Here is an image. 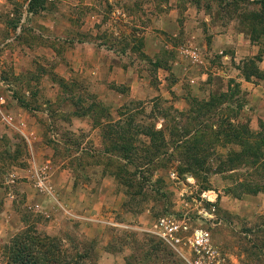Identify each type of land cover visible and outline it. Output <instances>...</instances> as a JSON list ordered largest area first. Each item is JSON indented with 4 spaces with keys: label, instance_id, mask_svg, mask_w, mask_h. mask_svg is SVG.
<instances>
[{
    "label": "rangeland",
    "instance_id": "374dc122",
    "mask_svg": "<svg viewBox=\"0 0 264 264\" xmlns=\"http://www.w3.org/2000/svg\"><path fill=\"white\" fill-rule=\"evenodd\" d=\"M216 21L225 28L235 25L247 37L251 56L246 68L259 75L264 67V0H0V135L8 139L0 140V181L15 180L6 184L7 192L17 193L26 225L17 237L30 233L27 249L0 241V264H23L18 250L35 255V264H264V195L254 192L264 186V170L240 166L241 160L229 152L239 148L226 138L229 117L237 115L224 113L225 104L245 101L239 83L219 78L193 83V74L213 69L210 64L201 68L204 61L222 66L203 47L226 32L215 29ZM87 27L88 36L82 34ZM86 40L106 48L98 63L105 71L102 81L81 73V62H70L71 55L81 54L75 44ZM161 44L165 50L160 56ZM253 46L258 54L253 55ZM113 49L115 54L130 52L131 60H117ZM192 52L198 53L197 60ZM91 65L95 70L96 64ZM129 66H135L148 89L141 98L130 99L128 83L117 78V68ZM164 70L169 72L168 90L175 77L185 76L181 86L188 96L172 89L175 97L165 93ZM227 85L230 94L224 92ZM41 109L61 125L56 129L63 135L54 140L44 118L37 126L29 124L41 138L33 152L16 118H41ZM75 116H86L89 127L71 130L79 125ZM104 120L116 121L117 128H109L111 135L101 141V130L90 126ZM36 148L38 172L35 165L32 169ZM48 160L72 166L68 178L56 175L61 183H75L72 210L57 201L58 179L42 170ZM233 167H238L235 172ZM171 172L195 177L197 188L188 190V205ZM43 176L47 188L39 185ZM207 190L217 192L219 200L213 214H206L211 210L205 205L200 219L194 198ZM32 191L42 201L29 202ZM245 191L249 195L239 200L233 196ZM185 213L191 230L180 246L153 233L157 218L182 220ZM78 216H87L85 224ZM197 227L210 234L206 249L191 242ZM39 244L50 252L48 258L34 249Z\"/></svg>",
    "mask_w": 264,
    "mask_h": 264
},
{
    "label": "crops",
    "instance_id": "0c3cea01",
    "mask_svg": "<svg viewBox=\"0 0 264 264\" xmlns=\"http://www.w3.org/2000/svg\"><path fill=\"white\" fill-rule=\"evenodd\" d=\"M211 19L209 18V22ZM213 22H210L209 24H212ZM216 24L215 29H224L226 32L219 34L215 37L212 44L206 43L203 47L207 49L208 55L207 57L210 58H220L221 60V67H216L212 63V61H204V66L201 68L208 69L209 67H213V69L208 70L206 72L200 71L198 74L191 73L190 75H196L195 79H193V83L197 84L196 79H201L202 81L210 80L211 78H219L224 83L232 82L236 80L239 83V96L243 97L245 101L240 105H233L231 102L226 103L224 106V113L229 112L231 114L232 111L236 112V117L233 118V116H230L228 121V133L226 135V138L228 137V140L230 141L229 145L237 146L239 148L238 151H235L233 149H229V152H231L232 156L238 158L241 160L240 166L246 168L248 171L251 170H264V67H262L261 71L259 70V75L249 74L247 64L249 62V50L248 46H246V43H248L247 37L242 34L238 33L235 30V25L230 24H224L221 21L214 22ZM50 26V25H48ZM52 30L54 28L52 27ZM89 27L87 29H84L82 31V34H85L86 36L89 35ZM219 31V30H217ZM120 33L117 30L113 31V35L117 37ZM250 43V42H249ZM75 45L78 46L81 54L76 56H70V62L77 60L78 62H81L83 64V67L81 66L80 70L81 73H85L86 76L89 74H93L95 76L96 81H102L105 76V71L102 65H98V63H101L102 58L105 54V46L96 43L94 44L91 41H81L79 43H76ZM164 45H160L159 47V53L160 56L164 52L165 49H163ZM253 49L256 50V52L253 54H258L259 48L256 46H253ZM113 49V56L114 58L121 62L129 61L131 60L129 57L130 52L123 53V54H115ZM220 53V56L218 57V54ZM251 56V54H250ZM208 61V62H207ZM95 63L96 68L95 70L91 68V64ZM174 64V62H172ZM175 64H178L175 63ZM210 64V65H209ZM209 65V67H208ZM166 67V66H162ZM161 67V69H162ZM170 69V68H169ZM76 70V69H75ZM118 71V79L122 82H127L129 86V98H137L142 97L143 94L147 95L148 89H146L145 84L140 83V74L136 72L135 66H129L127 69H122ZM165 77H164V85L167 88V91H165L166 94L175 97V94L171 92V89L175 91L177 94H185L187 93L182 88L181 84L184 80L183 77H175L177 82H175V86L173 88L169 89L170 82L168 81V70H164ZM116 79V78H115ZM143 85V86H142ZM209 87V86H208ZM235 87V85H233ZM101 92H106V86H101ZM146 89V90H145ZM237 89V88H236ZM116 91V92H115ZM118 90H109V93H117ZM226 94H230L232 92L230 86L227 85L226 90H224ZM122 97L123 94H120ZM238 97V96H237ZM187 98V97H186ZM186 98H183V101H186ZM128 99V98H127ZM126 99V100H127ZM190 105V104H189ZM114 106L116 108H124L122 107L123 104H117L114 103ZM188 107V105H187ZM101 110L104 109L102 108ZM129 111V110H128ZM60 112V111H59ZM39 116H34L33 118L28 121V118L26 116L18 115L19 117L16 118V121L22 125L18 126V128L21 130V134L24 136L26 141L29 144V147L33 150H35V146L37 142H41V138L38 136V132L36 131V128L30 127L29 124H35L37 122H42V118L49 122L50 124V136L56 141H60L62 139V135L60 131H58L56 128L59 125V123L53 119L50 115H48L49 111L41 109L39 112H37ZM235 116V115H234ZM84 117V118H83ZM120 117V116H119ZM88 118L86 116H75V120H78L79 125L75 126L73 129L74 132L80 131L83 126L88 125ZM116 122V121H115ZM112 121H98L94 122L91 128H95L94 131H100L101 134L98 139H101V141L106 140L105 137L107 135H111V133L107 132L109 128L117 126L116 123ZM19 124V125H20ZM56 125V126H55ZM114 125V126H113ZM37 126V125H36ZM65 126L70 127V124H65ZM217 127V125H215ZM22 127V128H20ZM117 128V127H114ZM18 130V129H17ZM115 136V135H112ZM0 140H5L7 142V137H4L0 135ZM87 140H90L88 138ZM43 153L46 152L42 150ZM6 150H4V153ZM39 148H36L35 156H33V166L35 165V169L38 172L39 165ZM81 155V152H78V156ZM1 159V158H0ZM35 161V162H34ZM65 163L62 165H57L55 163V160H48L47 163L43 164L42 170H48L52 175H54V181L55 179H58L59 183L57 184V181L54 182V184L58 198V203L62 204L64 207L68 208L69 210H72L73 204V197L72 192L74 191L75 183L74 181H69L68 179L61 183L59 176L66 177L71 173L72 166H64ZM239 166V167H240ZM2 168V162L0 160V169ZM238 167H233L231 171H234ZM56 175H59L58 177ZM68 178V176H67ZM10 182H15V180H7L6 182L0 181V241L5 243H10L12 246V240L17 237V235L20 233V231H24V228H26L25 221L22 219L21 215L19 214V208H18V197L16 194H10L7 192V186L6 184H9ZM261 182L264 183V177L261 178ZM61 186V187H60ZM61 189H64L65 192L62 194ZM82 189V188H81ZM85 189L83 186L82 191ZM254 192L257 195H264V186H261L260 188H256ZM62 195H64L62 197ZM69 195V196H68ZM244 195H249L248 191L244 192L243 195H233L236 199H241L244 197ZM28 201H42V199L38 200L35 198L34 191L30 195H28ZM89 203L87 202V205ZM90 212V211H89ZM87 216H78V218L81 219V223L85 224ZM83 219V220H82Z\"/></svg>",
    "mask_w": 264,
    "mask_h": 264
},
{
    "label": "built area",
    "instance_id": "2783aa9c",
    "mask_svg": "<svg viewBox=\"0 0 264 264\" xmlns=\"http://www.w3.org/2000/svg\"><path fill=\"white\" fill-rule=\"evenodd\" d=\"M191 58L194 60H197L199 58L198 53L192 52ZM0 114H2V109L0 108ZM3 120L8 122L9 124H13V118L3 116ZM171 180L178 186L182 185L183 189L180 192V196L184 199V203L188 205V197L189 191L194 188H197V182L195 177L193 176H186L185 178H181L176 172L170 173ZM47 178L45 176L40 178L39 185L42 188H47L46 185ZM197 204V214L198 217L201 219L202 217H205V205L209 207L211 212H207V215L213 214L216 210V205L219 200L218 193L213 190H207L202 191L201 194H199L198 199L196 200ZM188 216L187 213H185L184 218L182 220H176L171 217L167 216H161L157 218L154 222V228L153 233L157 235L160 239L165 241L166 243L176 247L180 246L184 242L183 235H186L190 232L191 227L186 222V217ZM194 240H191L194 247L202 249L209 245L211 237L209 232L204 228L197 227L193 231Z\"/></svg>",
    "mask_w": 264,
    "mask_h": 264
},
{
    "label": "trees",
    "instance_id": "16d2710c",
    "mask_svg": "<svg viewBox=\"0 0 264 264\" xmlns=\"http://www.w3.org/2000/svg\"><path fill=\"white\" fill-rule=\"evenodd\" d=\"M32 12V11H31ZM258 71V70H257ZM259 72V71H258ZM117 127V126H116ZM114 127H111L110 129H113ZM110 133V132H109ZM30 233L29 232H27V233H24L23 235H19L20 237H17L18 239L17 240H14L13 241V244L12 245H16L15 246V248L14 249H27V247H26V245L24 244L26 241V238L28 237V236H30L29 235ZM21 236H26L25 238H21ZM32 240H35V241H38L39 240V238L37 239H35L34 237H32ZM24 241V242H23ZM28 241V240H27ZM34 249H40V251L43 253V256L44 257H46V258H48V256H49V254H50V252L48 251V250H46L43 246H40V244H39V246H34ZM42 249H44V250H42ZM17 257L19 258V259H21V261H24V263L27 261V263L28 262H30V263H32V264H35V260L37 259L36 257H35V255H33V254H31L30 252H28L27 250H18V254H17ZM23 263V264H24ZM46 264H53V263H51V260H48L47 262H46Z\"/></svg>",
    "mask_w": 264,
    "mask_h": 264
}]
</instances>
